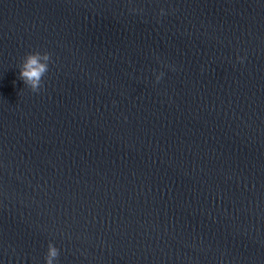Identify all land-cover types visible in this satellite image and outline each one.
Wrapping results in <instances>:
<instances>
[{
	"label": "water",
	"instance_id": "water-1",
	"mask_svg": "<svg viewBox=\"0 0 264 264\" xmlns=\"http://www.w3.org/2000/svg\"><path fill=\"white\" fill-rule=\"evenodd\" d=\"M49 244L264 264V0H0V264Z\"/></svg>",
	"mask_w": 264,
	"mask_h": 264
},
{
	"label": "clouds",
	"instance_id": "clouds-1",
	"mask_svg": "<svg viewBox=\"0 0 264 264\" xmlns=\"http://www.w3.org/2000/svg\"><path fill=\"white\" fill-rule=\"evenodd\" d=\"M49 54L41 55L39 52L29 53L21 64L20 79L28 86L33 93H39L42 88V77L48 72ZM163 75V74H161ZM160 77L157 78L159 81ZM59 256V250L52 244L48 245L46 256L47 264H53V261Z\"/></svg>",
	"mask_w": 264,
	"mask_h": 264
}]
</instances>
